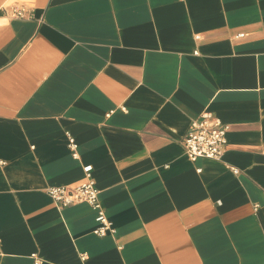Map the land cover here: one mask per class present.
<instances>
[{"label": "crops", "instance_id": "obj_1", "mask_svg": "<svg viewBox=\"0 0 264 264\" xmlns=\"http://www.w3.org/2000/svg\"><path fill=\"white\" fill-rule=\"evenodd\" d=\"M9 7L0 264H264V0ZM205 110L228 124L224 151L191 160L183 138ZM86 169L113 235L93 232L87 202L46 192Z\"/></svg>", "mask_w": 264, "mask_h": 264}, {"label": "built area", "instance_id": "obj_2", "mask_svg": "<svg viewBox=\"0 0 264 264\" xmlns=\"http://www.w3.org/2000/svg\"><path fill=\"white\" fill-rule=\"evenodd\" d=\"M11 17H27V7L14 4L7 10ZM228 124L214 116L211 111L205 110L190 121L187 134L183 138V149L186 155L195 160L198 157L220 158L226 143V131ZM67 145L73 157H78L77 142L74 137L66 132ZM98 188L90 169H86L85 178L76 185L53 184L46 187V192L58 205H67L75 202L85 201L95 210L96 226L93 232L99 236L115 234L116 227L107 216L102 206ZM82 258L86 252H82Z\"/></svg>", "mask_w": 264, "mask_h": 264}, {"label": "clouds", "instance_id": "obj_3", "mask_svg": "<svg viewBox=\"0 0 264 264\" xmlns=\"http://www.w3.org/2000/svg\"><path fill=\"white\" fill-rule=\"evenodd\" d=\"M14 3V0H0V9H7L10 4ZM10 20L5 17H0V27L9 25Z\"/></svg>", "mask_w": 264, "mask_h": 264}]
</instances>
